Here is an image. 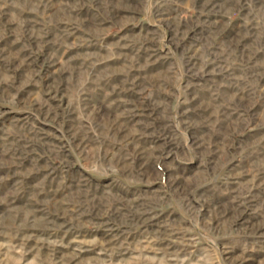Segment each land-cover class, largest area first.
I'll use <instances>...</instances> for the list:
<instances>
[{"label": "rangeland", "instance_id": "374dc122", "mask_svg": "<svg viewBox=\"0 0 264 264\" xmlns=\"http://www.w3.org/2000/svg\"><path fill=\"white\" fill-rule=\"evenodd\" d=\"M0 264H264V0H0Z\"/></svg>", "mask_w": 264, "mask_h": 264}]
</instances>
